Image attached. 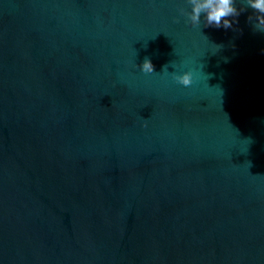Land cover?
Wrapping results in <instances>:
<instances>
[{"label": "water", "instance_id": "1", "mask_svg": "<svg viewBox=\"0 0 264 264\" xmlns=\"http://www.w3.org/2000/svg\"><path fill=\"white\" fill-rule=\"evenodd\" d=\"M234 6L0 0V264H264V33Z\"/></svg>", "mask_w": 264, "mask_h": 264}, {"label": "clouds", "instance_id": "2", "mask_svg": "<svg viewBox=\"0 0 264 264\" xmlns=\"http://www.w3.org/2000/svg\"><path fill=\"white\" fill-rule=\"evenodd\" d=\"M247 8H251L256 14V23L254 27L264 33V0H245ZM191 5V13L187 15L188 20L194 24H200L201 15L203 14L205 26H212L216 28L223 27L224 29H231L236 22L235 17H238L241 12L234 6V0H188ZM233 18V19H229ZM251 19V17H249ZM222 46V45H220ZM140 70L144 73H153L154 66L149 59H145L140 66ZM174 79L177 83L183 86H189L192 83L190 73H183L175 75Z\"/></svg>", "mask_w": 264, "mask_h": 264}]
</instances>
